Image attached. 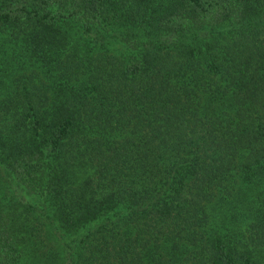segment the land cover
Instances as JSON below:
<instances>
[{
	"label": "trees",
	"instance_id": "trees-1",
	"mask_svg": "<svg viewBox=\"0 0 264 264\" xmlns=\"http://www.w3.org/2000/svg\"><path fill=\"white\" fill-rule=\"evenodd\" d=\"M0 264H264V0H0Z\"/></svg>",
	"mask_w": 264,
	"mask_h": 264
}]
</instances>
